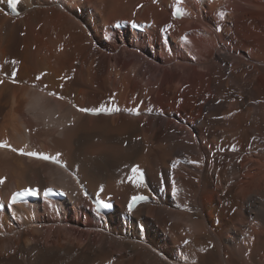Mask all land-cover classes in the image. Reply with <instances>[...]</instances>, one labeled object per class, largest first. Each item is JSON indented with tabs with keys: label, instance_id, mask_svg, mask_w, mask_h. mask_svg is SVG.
<instances>
[{
	"label": "bare ground",
	"instance_id": "1",
	"mask_svg": "<svg viewBox=\"0 0 264 264\" xmlns=\"http://www.w3.org/2000/svg\"><path fill=\"white\" fill-rule=\"evenodd\" d=\"M176 6L0 0V264H264V0Z\"/></svg>",
	"mask_w": 264,
	"mask_h": 264
},
{
	"label": "snow or ice",
	"instance_id": "2",
	"mask_svg": "<svg viewBox=\"0 0 264 264\" xmlns=\"http://www.w3.org/2000/svg\"><path fill=\"white\" fill-rule=\"evenodd\" d=\"M9 7L15 11V9L17 8L18 3L20 2V0H7ZM182 3V0H177V6L175 8L174 11V15H183L184 13L182 12L181 8L179 7V5ZM221 29H217V31H220ZM0 83H2V81H0ZM50 95H56L55 93H50ZM217 103H219V101H217ZM82 112H94V113H100V112H115V111H119L118 108L112 107V108H105V107H100V108H95V109H88V108H81L79 109ZM0 147H6V148H11V145L7 144L6 142H0ZM13 151H18L20 154L22 155H27V156H32V157H37L40 159H44V160H53L56 161L57 157L56 156H48L42 152H35V151H30V152H25L23 148L20 149H12ZM232 151H236L235 146H232L231 148ZM192 163H196L195 161H193ZM138 169H133V172H137ZM0 183H3L2 180H0ZM173 193L174 194H178V189L175 187V184L173 183ZM24 193H16L15 195H13L12 197V201L13 203L16 202V199L18 196L23 195ZM47 195V193H45ZM146 199V197L144 196H133L131 198V201L128 204V210L131 212L133 209L134 204L136 203L137 200H143ZM97 211H99V209H97Z\"/></svg>",
	"mask_w": 264,
	"mask_h": 264
},
{
	"label": "rangeland",
	"instance_id": "3",
	"mask_svg": "<svg viewBox=\"0 0 264 264\" xmlns=\"http://www.w3.org/2000/svg\"><path fill=\"white\" fill-rule=\"evenodd\" d=\"M183 254H185V253H183ZM186 255V254H185Z\"/></svg>",
	"mask_w": 264,
	"mask_h": 264
}]
</instances>
